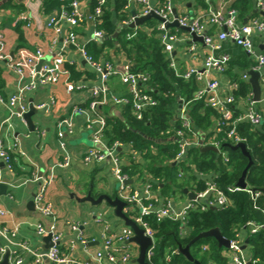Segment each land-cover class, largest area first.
<instances>
[{"label":"trees","instance_id":"trees-1","mask_svg":"<svg viewBox=\"0 0 264 264\" xmlns=\"http://www.w3.org/2000/svg\"><path fill=\"white\" fill-rule=\"evenodd\" d=\"M165 1L158 0L157 7ZM69 2L70 0H43L42 10L46 14L59 12L61 8L70 11ZM256 2L257 0H233L229 7L236 10L237 19L242 23L246 16L251 18L258 14L253 10ZM126 3L127 0H106L101 14L95 16L93 10L97 0H86L85 12L94 16L93 27L102 32V38L91 39L84 47L96 61L100 58L111 61L115 56L128 62L131 71L145 73L146 81L141 83V87L154 97L156 104L147 108L141 119L133 115L131 105L127 104L122 119H107L103 138L107 142L119 141L127 146L128 150L122 151L126 158V162L121 166L122 172L132 179L133 183H149L152 189H158L164 201L176 198L177 194L183 195L185 187L193 191L204 190L210 181L222 189L230 199V204L224 207L191 209L184 228L179 221L168 218L157 220L153 215L147 216L145 219L153 230L155 239L152 261L154 264H167L166 255L176 250L177 252L171 255L174 264H230L227 248L219 246L213 237L201 238L190 246V254L198 263L183 255L178 245L185 246L199 232L214 227H217L225 238L233 240L237 238L238 231L246 227L248 221L263 222L264 103L257 105L262 116L260 124H252L246 119L236 123V133L245 143L252 164L246 172V187L229 191L227 188L236 185L248 157L239 149L233 150L228 146L235 144L226 136L229 126L224 125L218 132L213 128V122L218 120L219 113L207 104L204 98H195V91L199 87L197 80L194 77H180L171 67L170 59L160 40L161 31L157 27L159 21L150 17L138 27H129L125 24L131 17L124 7ZM208 4L207 0H194L193 9L205 11ZM80 23L91 25L90 20ZM168 30L184 31L176 27H169ZM18 38L20 41L17 49L23 45L22 35L19 34ZM65 66L69 70L70 81L81 78L82 72L73 64ZM233 81L237 82V87L232 90L235 104L239 101L245 104L251 95L250 83L239 77H234ZM127 97L129 98L130 94H127ZM178 103L185 104V115L190 122V131L184 130L186 135L195 141L201 131L205 134L206 144L217 142L218 151L201 150L198 145H191L187 148L185 156L173 165L179 149L176 130H183L181 118L177 114ZM235 104L231 107L233 111ZM233 113L237 116L236 112ZM209 175L211 176L208 177ZM253 192L258 195L254 197ZM247 248L251 260H255L251 264H264V228L247 235Z\"/></svg>","mask_w":264,"mask_h":264},{"label":"crops","instance_id":"crops-1","mask_svg":"<svg viewBox=\"0 0 264 264\" xmlns=\"http://www.w3.org/2000/svg\"><path fill=\"white\" fill-rule=\"evenodd\" d=\"M207 1L209 4L205 11L203 9H193L194 0H174L172 6L175 7L176 13H184L189 16L198 14L206 18L207 10L225 11L229 8L233 0ZM42 3L43 0H0V34L4 42V55L10 58L15 56L18 50V42L20 41L18 37L19 34H21L23 40L21 42L23 44L22 47L30 50L40 48L44 54L42 58L43 61L46 62L51 60L54 53L60 47L61 37L71 30V26L66 21L60 22L61 32L57 35L58 41L54 49H52V40L56 37V34L49 21L51 18L56 17V11L46 14L42 10ZM150 3L154 7L158 6V0H150ZM81 5L84 10H86V3H81ZM124 7L131 16L129 20L134 17V14L140 16L142 12L141 5L130 2V0H127ZM253 10L258 12L254 17L264 19V11L258 8L256 3L253 6ZM21 16H25V20H23ZM246 17H248L247 22L254 18H250L249 16ZM242 23L246 22L243 21ZM73 30L78 36L81 44L85 45L91 40L93 26L79 23ZM205 31H207V34L214 35L217 29L211 25H206ZM176 33L180 37V41L174 44L173 56L175 57L178 70L184 71L194 68L199 72H203L205 70L204 61L209 53L208 46L201 41H192L190 33L186 30L181 32L177 31ZM251 39L255 46V53L253 55L247 54L240 46L229 39L224 40L220 49L215 51L216 55L226 53L230 58L225 72L217 73L212 70L209 72V79H214L218 82L217 92L219 94H225L227 92L228 85L233 81L234 77L243 79V77L246 76V80L248 81V71L251 69L255 70L256 48L260 50L258 54H264V33L254 31ZM191 45H194L193 51L189 49ZM63 52L67 60L66 64H73L78 71L82 72L81 78L77 81L84 83L85 87L68 92L65 84L66 80L61 79L56 84L41 85L32 91H27L24 94L23 100L26 107L25 112L29 110L30 105H33L36 110L31 117L34 123L33 130L27 125L24 117L22 120L13 118L10 121V125H4L2 128L0 127V145L5 150L11 152L13 164V171L8 173L2 167L3 162L0 159V182L7 179L4 193H0V207L8 211L2 218L1 223L8 229H17V233L14 237L16 242L27 245L32 251H46L51 246V243L45 249L46 243L43 237L47 234H38L35 225L40 223L47 228L50 219L44 215V219H40L36 215L31 214L27 209V205L31 199L34 201L36 191L39 189L42 181L52 176L51 182L45 188L43 203L48 202L53 207V213L56 218V234L59 236V247L64 253L70 252L74 257L87 260L90 254L101 248L102 237L107 230H114L121 224L122 226L124 224L122 220L117 221V219L114 220L112 224L107 223L108 221H106L105 218L106 212L113 211L110 205V209L109 207H102L101 209L90 210V215L93 220L101 223V226L96 229H94L91 222L87 220H74L63 212V206L67 203L66 199L77 200L75 196L82 198L85 197L88 192L92 196L91 189L95 181L98 183L96 184L98 190L96 191V196H92L93 198H97L100 194H107L112 198L117 196V194L113 195L116 193L114 192L116 179L110 172L108 161L102 163H86L84 160L86 152L92 146V143L87 145L85 142L87 139L91 142L93 129L87 125L81 115L71 114L73 106L77 105L87 108L92 99L96 97L92 94L91 88L99 86L100 76L97 71H94L86 63L85 59L74 47H67ZM7 58H0V96L4 101H7L17 87V75L9 68ZM99 61L103 63L106 60L100 58ZM110 62H112L117 69L118 67H122L125 63L123 58L118 59L115 56L112 57ZM262 71L263 74L264 68ZM121 74L122 71H118V74L109 78L113 79V82L112 85L109 83L107 84L108 90L109 93L114 96L127 97L129 90L127 85L121 80ZM197 82L199 87L204 86L205 78L202 76ZM260 86L262 96L264 87L261 81ZM257 102L259 103V101ZM42 104H44L45 107L38 108V106ZM126 105L127 104L115 103L110 99L105 103L99 104L97 110L106 120L112 117L122 119L124 107ZM181 105L183 104L178 103V115ZM233 112H236L237 115L243 114L245 112V104L242 103V101L237 102ZM70 115L73 122V132L64 135L62 140L66 143L71 160L67 167H59L56 165V163L61 160L59 138L57 136V122L62 117ZM7 116L8 109L5 103L0 102V126L3 119ZM215 124L216 121L214 120L213 128ZM85 136L87 139H85ZM199 138L200 135L198 132V136L196 137L198 146ZM203 143L206 144L204 140ZM126 150H128L127 146L122 145V147L116 151L121 160V164L126 162V158L122 152ZM132 153L135 155L134 151H132ZM86 187L88 189L90 188L88 192L84 190ZM184 189L194 192L188 187ZM154 190V193L159 194L158 189ZM171 199H173L176 205H181L189 198L184 191L183 195L177 194L176 198L172 197ZM77 201L85 202L81 200ZM105 204L107 203L105 202ZM36 212L38 213L37 210H35V213ZM72 223L78 225L83 241H79L77 238V231L70 228V224ZM248 234H250L248 228L242 227L238 231L236 239L241 243L243 257L246 260H251L252 257L247 248V242H245ZM4 243V240L0 237V244L4 245ZM71 245H73L72 249H70ZM6 251H8L9 255L10 251L8 248L3 252L0 251V260ZM24 252L22 264H34L31 253ZM133 263L134 259H132L130 264ZM45 264H47L46 261Z\"/></svg>","mask_w":264,"mask_h":264},{"label":"built area","instance_id":"built-area-1","mask_svg":"<svg viewBox=\"0 0 264 264\" xmlns=\"http://www.w3.org/2000/svg\"><path fill=\"white\" fill-rule=\"evenodd\" d=\"M141 5L142 12L140 15H144L153 10L164 18V21H159L158 29L161 31L160 40L163 45V50L170 59V65L174 68L175 73L188 79L194 77L196 80L205 78V85L199 87L195 91V98H204L206 103L209 104L219 113V118L216 120L214 129L218 132L226 125L229 126L226 130V136L231 138L234 143L243 141L236 133V123L242 119L248 120L252 124H259L262 116L257 109L258 102L252 99V94L245 101V112L241 115L234 116L233 109L231 108L235 104V97L232 90L237 87V82L232 81L228 85L227 92L225 94H219L217 92L218 82L216 80L209 79L211 70L217 73L225 72L228 67L229 55L221 53L215 54V51L220 49L224 40H232L235 44L240 46L247 54L253 55L255 53V46L251 39L254 31L264 33V19L252 18L246 23H241L237 19V12L234 8L229 7L225 11L221 10H207L206 18L203 15L196 14L195 16H189L184 13H178L174 17L172 13L171 0H166L160 7H154L150 0H130ZM81 3H86V0H70V11L65 8H61L59 12H56V17L50 19L49 23L54 29L56 37L52 40V49H54L60 34V22L66 21L70 26L69 30L63 37H61V43L58 50L54 53L51 60L42 62L37 68V64L44 54L42 49L36 48L30 50L27 48H19L13 56V58L4 55V42L2 35L0 34V58L8 59V66L17 75V87L15 91L10 95L7 101L3 100L0 96V102L5 103L8 109V116L1 122V128L4 125H10V121L13 118H19L22 120L23 114L26 111V107L23 103L24 94L27 91H32L38 86L47 84H56L61 79L66 80V89L68 92L73 90L82 89L85 87L84 83L78 81H70L69 70L66 68V58L64 50L67 47H74L75 50L85 59L86 63L100 76L99 86L91 88V92L94 99L89 103L87 108L81 106H73L71 114L81 115L84 121L89 127L93 129L91 136L92 146L86 152L84 160L86 163H102L108 161L111 174L118 182L119 187L117 189V196L124 201L125 205L122 211L132 219L140 228L143 229L144 234L151 238V244L145 251V261L148 264H154L152 258L154 256L155 239L153 230L149 223L145 219L147 216L153 215L157 220L168 218L171 220L179 221L182 228L186 222L187 215L191 209L199 207L201 210L207 207H224L230 204V199L227 194L220 188H218L214 182H208L206 188L200 191H194L195 197L188 199L181 205H176L173 199L162 200L159 194L154 193L149 183L136 184L127 183L128 177L122 172V164L119 156L117 155V149L122 147V143L114 141L112 143L107 142L103 138V129L106 126L107 120L98 112L97 106L105 103L107 100H113L118 104H130L132 107L133 115L137 119H141L143 112L156 104L154 97L147 92L146 89L141 87V83L146 81V74L142 72H133L129 69V63L125 62L123 71L121 74V80L128 87L130 97H117L109 93L108 79L112 75L118 74L116 66L110 62L105 61L101 63L92 58V56L86 51L83 44L80 43L78 36L73 28H75L83 20H90L91 25L95 24L94 16L87 15ZM106 0H97V4L94 7L93 15H100ZM257 7L264 11V0H257ZM25 20V16H21ZM134 19L125 22L128 24ZM176 19L178 24L182 27H189V33L195 32L197 35H202L203 43L208 46L209 53L204 61V71L199 72L194 68L180 71L178 70L175 57L173 56L174 44L180 41V37L176 32H170L165 27L166 21L170 22ZM211 25L217 29L214 35L207 34L205 26ZM205 33V34H203ZM102 38V32L93 27V33L91 39ZM190 51L194 50V45L189 47ZM255 70L260 71V81L264 87V54H257ZM120 72V71H119ZM247 77L244 76L243 79ZM264 103V91L259 100V104ZM45 107L44 104L39 105L38 108ZM179 117L181 118L182 129L176 130V135L179 137L178 152L175 156V160L179 161L186 154L187 148L191 145H197V140L190 139L184 130L190 131V122L185 115V104L181 105ZM73 132L72 117L65 116L57 122V136L59 138L60 156L56 165L59 167H67L71 160L66 143L62 140L64 135L71 134ZM213 145L218 148L217 142H212ZM219 150V149H218ZM225 160L226 155H223ZM0 159L3 162V168L6 172L11 173L13 171L12 154L10 151L5 150L0 145ZM181 175V174H179ZM52 176L44 179L40 184L39 189L36 191L34 197L35 209L42 215L48 217L49 225L44 227L42 224L37 223L36 231L40 235H51V246L46 251H32L27 245L18 243L14 240L17 233V229H8L1 221L2 218L8 213L7 210L0 207V237L4 240V245L0 244V251L3 252L6 248L9 249L7 264H22L23 257L26 252L31 253L34 264H45L48 261L52 264H130L138 254V246L131 241L133 231L129 226L123 225L118 230H107L102 237V246L99 250L90 254L89 259H79L71 255V253H64L59 247V236L56 234L55 228V216L53 213V207L50 203H43L44 192L46 186L51 182ZM1 181V171H0ZM236 185L228 187L227 190L234 191L240 190ZM252 195L256 197L258 193L253 192ZM246 227L250 234L258 232L264 228L263 222H255L250 220L246 223ZM70 228L77 231V238L79 241H83L81 231L78 225L75 223L70 224ZM184 232V230H182ZM14 247V248H13ZM71 245L70 249H72ZM137 247V249H136ZM13 248V249H12ZM177 252L173 250L171 254L166 255L167 264H174L171 261V255ZM227 255L229 257L230 264H251L255 260H246L243 257L241 243L238 239L229 240L227 247Z\"/></svg>","mask_w":264,"mask_h":264},{"label":"water","instance_id":"water-1","mask_svg":"<svg viewBox=\"0 0 264 264\" xmlns=\"http://www.w3.org/2000/svg\"><path fill=\"white\" fill-rule=\"evenodd\" d=\"M174 0H171V3H173ZM172 13L174 15V17L177 15L176 13V9L175 7H172ZM150 17H154L156 18L158 21H164V18L162 16H160L159 14H157L156 12H154L153 10L149 11L148 13L144 14V15H140V16H136L134 14V19L129 22L127 25L129 27H135L138 25H141L146 19L150 18ZM248 17H246L244 19V22H247ZM166 28L169 27H176V28H182L186 31L189 32V27H182L178 24L176 19H173L172 21L168 22L166 21L165 24ZM205 34V33H203ZM190 35L192 37V41H203L202 35H197L195 32L191 31ZM260 50L258 48H256V52L258 54ZM43 59H40V61L37 64V68L40 66V64L42 63ZM119 71H123V67H118ZM249 74V83L251 85V92H252V99L254 101H259L260 100V96H261V86H260V72L256 71V70H249L248 71ZM36 112L35 108L33 105L29 106V110L27 112H24L23 117L24 120L26 121L27 125L30 127V129L33 130L34 128V123L32 121V115ZM262 121V120H261ZM199 135L200 138L198 140V144L201 150H213V151H218V148L213 146V145H206L203 143L205 134L201 131H199ZM228 146L233 149H239L245 156L248 157V162L246 164V166L243 168L242 173L240 175V177L238 178L237 182H236V186L240 187V188H245L246 187V182H245V176H246V172L248 170V168L251 166L252 164V159L251 156L246 148V145L243 141H239L233 145L228 144ZM177 164V161H173V165ZM211 175H209L208 177H210ZM127 183H131L132 179H127L126 180ZM6 183H7V179H4V181L0 182V193H4V190L6 188ZM184 191L187 193L188 198L189 199H193L195 197V194L191 191H188L187 189H184ZM34 196V195H33ZM75 198L77 200H81V201H90L93 204H98L101 201H105L108 205H110L113 208V212L114 214L119 217L123 224L126 226H129L132 231H133V236L131 237V241L133 243H135L138 246V254L137 256L134 258V262H136L137 264H148L145 261V251L147 249V247L151 244V238L149 236H146L144 234V231L142 228H140L132 219H130L128 216L125 215V213L122 211L123 206L125 205L124 201H122L119 197L115 196V197H110L107 194H100L98 195L97 198H93L90 193H87V195L85 197L82 198H78L75 196ZM27 209L29 210V212L33 215H36L38 218L40 219H44L43 215L41 213H35V204L33 199H31L27 205ZM51 235L48 233L47 235H45V237H43V240L45 241V249L47 248L48 245H50L51 240H50ZM206 237H213L217 240L218 245L224 248H227L229 245V239L225 238L219 231V229L217 227L208 229L206 231H202L199 232L197 235H195L185 246H181L178 245V249L179 251L185 255L189 260H193L191 254H190V246L192 244H194L195 242H197L199 239L201 238H206ZM247 242V239L246 241ZM8 261V251H6L4 253V255L2 256V259L0 260V264H7ZM195 263H198L197 260H193ZM47 264H49L48 261H46Z\"/></svg>","mask_w":264,"mask_h":264},{"label":"rangeland","instance_id":"rangeland-1","mask_svg":"<svg viewBox=\"0 0 264 264\" xmlns=\"http://www.w3.org/2000/svg\"><path fill=\"white\" fill-rule=\"evenodd\" d=\"M113 79H109V81L107 82V84L109 83L110 85H112ZM85 139H87V137L85 136ZM85 142V141H84ZM87 145H89L91 142H89V140L87 139L85 142ZM86 179V178H85ZM96 184H98L96 181L93 183V187L91 189V194L92 196H96V191L98 190ZM119 187L118 182L115 183L114 186V195L117 194V189ZM85 191L90 190V188L88 189L87 187L84 189ZM89 193V192H88ZM67 203L63 206V212L65 215L70 216L71 218H73L74 220H87L89 222L92 223V226L94 227V229L99 228L101 226V223H98L96 221L93 220V218L90 215V210H96V209H101L102 207H109L110 206L108 204H105V202H101L98 204H92L90 202H78L77 200L73 199H66ZM112 210V209H111ZM70 214V215H69ZM106 221H108L107 223H114L113 221L117 219V221H121V219H119L114 213L113 211H108L106 212L105 215ZM121 224V223H120ZM122 227V224L115 228L114 230H118ZM200 243H202L200 241ZM199 243V244H200ZM137 249V247H136Z\"/></svg>","mask_w":264,"mask_h":264}]
</instances>
